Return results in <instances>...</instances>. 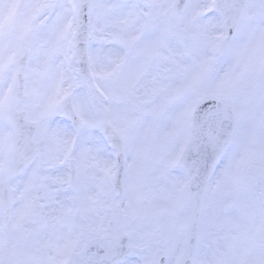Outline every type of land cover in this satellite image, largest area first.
<instances>
[{"label": "snow or ice", "instance_id": "6c2138e0", "mask_svg": "<svg viewBox=\"0 0 264 264\" xmlns=\"http://www.w3.org/2000/svg\"><path fill=\"white\" fill-rule=\"evenodd\" d=\"M0 264H264V0H0Z\"/></svg>", "mask_w": 264, "mask_h": 264}]
</instances>
